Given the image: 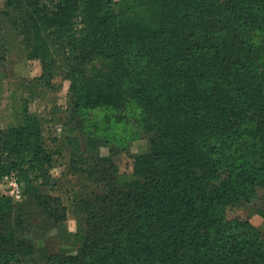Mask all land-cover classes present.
I'll use <instances>...</instances> for the list:
<instances>
[{
	"label": "trees",
	"instance_id": "1",
	"mask_svg": "<svg viewBox=\"0 0 264 264\" xmlns=\"http://www.w3.org/2000/svg\"><path fill=\"white\" fill-rule=\"evenodd\" d=\"M81 2L5 0L0 58L16 43L41 60L75 111L133 100L151 149L121 185L110 158L74 149L72 170L104 189L76 203L77 252L40 249L43 264H264V230L228 217L262 193L264 220V0H122L91 20ZM49 162L35 116L0 130V179L15 173L36 209L0 196V264L33 255L30 226L55 219L31 186Z\"/></svg>",
	"mask_w": 264,
	"mask_h": 264
},
{
	"label": "rangeland",
	"instance_id": "2",
	"mask_svg": "<svg viewBox=\"0 0 264 264\" xmlns=\"http://www.w3.org/2000/svg\"><path fill=\"white\" fill-rule=\"evenodd\" d=\"M122 0H82L83 10L90 9L89 20L99 16L106 4ZM5 0H0V9ZM10 29L9 24H3ZM12 30V29H11ZM9 48L0 58V130L20 127L28 115L40 120L43 130L46 155L50 157L47 186L35 188L42 179L33 180L32 188L38 194L57 199L54 202L55 219L46 222L40 230L36 224L30 226L28 239L35 246L33 255L21 258L13 264H43L40 249L75 254L73 244L78 234L82 214L76 212V203L104 189L103 182L91 179L83 173V167L72 170L73 151L99 158H110L117 170L118 182L128 181L135 171L138 156L146 155L151 149V134L141 123L142 110L131 100L124 108H98L73 110L70 82L62 76L44 81L41 60H29L24 49L17 45ZM45 157L44 155H41ZM81 170V171H80ZM35 177H31L33 179ZM0 196L10 198L13 204H23L28 213H35L32 197L16 201L10 197L0 179ZM260 193L251 202L230 208V219H249L264 230V220L256 213L263 206Z\"/></svg>",
	"mask_w": 264,
	"mask_h": 264
},
{
	"label": "built area",
	"instance_id": "3",
	"mask_svg": "<svg viewBox=\"0 0 264 264\" xmlns=\"http://www.w3.org/2000/svg\"><path fill=\"white\" fill-rule=\"evenodd\" d=\"M2 183L6 193L14 200L19 201L24 198L22 185L15 173L4 177Z\"/></svg>",
	"mask_w": 264,
	"mask_h": 264
}]
</instances>
